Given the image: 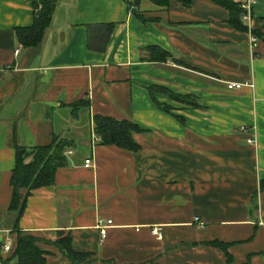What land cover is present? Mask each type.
Returning a JSON list of instances; mask_svg holds the SVG:
<instances>
[{"label": "crops", "instance_id": "0c3cea01", "mask_svg": "<svg viewBox=\"0 0 264 264\" xmlns=\"http://www.w3.org/2000/svg\"><path fill=\"white\" fill-rule=\"evenodd\" d=\"M253 8L256 47L215 0H59L41 44L25 47L17 28L33 24L34 1L0 0V246L18 221L16 147L57 134L74 148L55 183L28 198L22 230L43 241L71 233L92 264H229L212 241L229 244L233 264H264V0ZM156 45L171 59L150 60ZM153 84L198 105L158 91L164 111ZM101 114L148 128L134 135L141 149L101 144ZM100 220H112L103 242ZM40 244L48 264H72Z\"/></svg>", "mask_w": 264, "mask_h": 264}, {"label": "trees", "instance_id": "16d2710c", "mask_svg": "<svg viewBox=\"0 0 264 264\" xmlns=\"http://www.w3.org/2000/svg\"><path fill=\"white\" fill-rule=\"evenodd\" d=\"M34 1V22L32 25L17 28L18 41L25 47L38 46L43 40L47 28L52 24L54 12L59 0H33ZM154 4L163 7L169 6L171 0H150ZM183 6L188 7L192 0H176ZM219 5L224 6L231 12L230 23L235 28L242 30L247 29L245 23L242 22L241 0H215ZM141 0H137L140 4ZM149 20V19H147ZM106 33H112L113 24H105ZM90 25H88V28ZM92 28V27H91ZM90 29V28H89ZM254 33V32H253ZM258 35V33H254ZM110 36V35H109ZM107 36V37H109ZM261 37V36H259ZM108 38H105V43ZM90 42V39H89ZM107 45V44H106ZM105 45V47H106ZM90 47L93 48V45ZM149 58L152 61H167L171 59L172 54L162 49L160 46H150ZM148 91L156 101L157 106L162 110L170 112L171 107L157 101L154 94L161 91L169 97L178 101L197 106V102L193 96L189 94H179L163 85H150ZM87 102L80 101L73 105L75 114L79 115V111L87 106ZM94 130L100 137L101 144L118 146L127 150L139 151L141 149L138 141L135 140V133H141L149 130L133 121L125 119H115L109 115H95ZM73 140L61 135H54L50 144L45 146H34L31 148L17 146L16 147V165L12 171L11 185L13 194L11 198L10 209L17 212L18 221L13 228L14 236L12 239V247L10 250L5 249V245L0 246V264H48V251L40 244H54L72 264H92L96 258L92 252L76 251L72 243V234L62 231L59 237L54 241H43L39 236L31 234L20 227V219L26 211L28 198L35 189L43 188L55 183L57 170L68 164L67 157L69 150L74 148ZM5 243V242H4ZM208 244L221 247L227 254V262L233 264V257L227 252L229 244L223 241L207 242Z\"/></svg>", "mask_w": 264, "mask_h": 264}, {"label": "built area", "instance_id": "2783aa9c", "mask_svg": "<svg viewBox=\"0 0 264 264\" xmlns=\"http://www.w3.org/2000/svg\"><path fill=\"white\" fill-rule=\"evenodd\" d=\"M254 1L255 0H241V8H242V22L246 24L248 32L250 33V37H251V42L252 45L254 47L257 46V43L259 42V37H257V35H255L252 31V20H253V16H254ZM16 53H19V49L16 51ZM1 78V76H0ZM245 83H235V82H229V84L227 85L228 89H242L244 87ZM246 126L242 128L243 131H246ZM249 141L251 143H255L256 140L255 139H249ZM72 152V151H71ZM70 151L68 153H71ZM92 162L91 158H88V160H86L85 162V166H89ZM199 219V218H198ZM112 224V220H100L98 222V228L100 230V234H101V242H103L108 234V227L109 225ZM4 247L5 249L8 251L11 249L12 247V239L8 238L5 240L4 243Z\"/></svg>", "mask_w": 264, "mask_h": 264}]
</instances>
